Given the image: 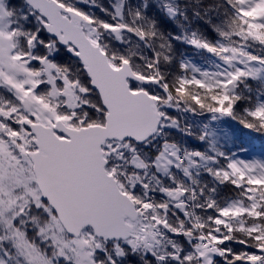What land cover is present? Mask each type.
Segmentation results:
<instances>
[{
  "label": "snow or ice",
  "instance_id": "6c2138e0",
  "mask_svg": "<svg viewBox=\"0 0 264 264\" xmlns=\"http://www.w3.org/2000/svg\"><path fill=\"white\" fill-rule=\"evenodd\" d=\"M0 264H264V0H0Z\"/></svg>",
  "mask_w": 264,
  "mask_h": 264
},
{
  "label": "trees",
  "instance_id": "16d2710c",
  "mask_svg": "<svg viewBox=\"0 0 264 264\" xmlns=\"http://www.w3.org/2000/svg\"><path fill=\"white\" fill-rule=\"evenodd\" d=\"M253 143L258 146L260 144V140L259 139H253Z\"/></svg>",
  "mask_w": 264,
  "mask_h": 264
}]
</instances>
